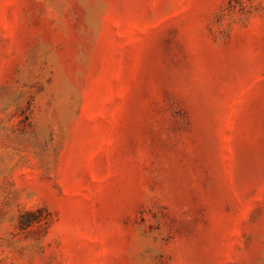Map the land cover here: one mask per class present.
I'll return each mask as SVG.
<instances>
[{
    "label": "rangeland",
    "instance_id": "rangeland-1",
    "mask_svg": "<svg viewBox=\"0 0 264 264\" xmlns=\"http://www.w3.org/2000/svg\"><path fill=\"white\" fill-rule=\"evenodd\" d=\"M0 264H264V0H0Z\"/></svg>",
    "mask_w": 264,
    "mask_h": 264
}]
</instances>
